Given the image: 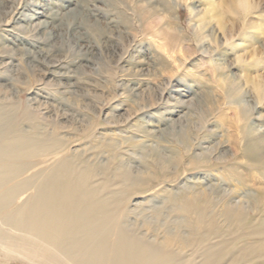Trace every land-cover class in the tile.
<instances>
[{"label": "rangeland", "instance_id": "rangeland-1", "mask_svg": "<svg viewBox=\"0 0 264 264\" xmlns=\"http://www.w3.org/2000/svg\"><path fill=\"white\" fill-rule=\"evenodd\" d=\"M241 1L0 0V19L14 8L21 16L0 25V105L74 164L86 158L96 197L122 199L125 224L150 241L194 248L255 232L264 227V0L248 11ZM35 9L59 19L40 29L49 18H29ZM49 31L50 41L23 47L52 50L56 75L12 44ZM190 201L201 216L182 208Z\"/></svg>", "mask_w": 264, "mask_h": 264}, {"label": "bare ground", "instance_id": "bare-ground-1", "mask_svg": "<svg viewBox=\"0 0 264 264\" xmlns=\"http://www.w3.org/2000/svg\"><path fill=\"white\" fill-rule=\"evenodd\" d=\"M28 3L36 4L30 1ZM241 7L248 11L252 6L249 0H242ZM16 9L14 8V12L12 10L8 19H0V25L7 26L20 21L21 16H13ZM88 10L92 12L95 9ZM73 11V15L79 14L77 9L74 8ZM34 12L37 16L29 18L34 19L41 15L49 18L37 23L40 29L52 20L59 19L52 12L48 15L36 9ZM18 28L23 29V26ZM50 32L45 38L29 36V41L25 38V42L12 44L16 47L18 44L22 45L18 49L23 50L22 56L28 58L27 63L30 66L34 63L41 64L49 73L56 75L51 68L58 67L55 62L59 60H48L52 50L47 53L38 52L36 55L28 46L23 47L26 44L32 48L38 47L39 42L48 41L54 36ZM29 90L31 89L26 92ZM258 91L257 96L264 98V90ZM5 108V105H0V259L4 262L16 260L26 264H220L229 257L230 264H242V261L244 264H264V227L254 229L255 232L249 234L245 231L239 232L234 239H237V242L221 240L212 233L210 238L214 239L212 242L215 243H200L194 248L179 245L175 247L170 245L169 241L159 243L148 240L146 233H142L139 228L125 224L131 212L119 208L122 199L117 200L110 195H107L108 199L96 197V184L93 183L98 179H93L94 171L87 169L89 166L85 165L80 168L81 163H88L86 158L74 164V159L65 152H57L58 146L54 139H41L36 133L27 135L28 132L17 128L15 121L11 122L12 117ZM261 134L263 133H260L259 137L256 136L258 140L262 139ZM259 181L262 184L260 183L258 188V202L264 214V176ZM182 208L188 213L194 209L196 216H201V208L199 209L196 201L184 203ZM209 226L213 229L214 225ZM250 259L253 261L250 262Z\"/></svg>", "mask_w": 264, "mask_h": 264}]
</instances>
